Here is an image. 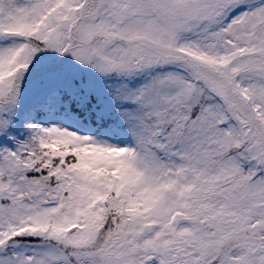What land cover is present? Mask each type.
<instances>
[{
  "label": "snow or ice",
  "instance_id": "obj_1",
  "mask_svg": "<svg viewBox=\"0 0 264 264\" xmlns=\"http://www.w3.org/2000/svg\"><path fill=\"white\" fill-rule=\"evenodd\" d=\"M0 264H264V0H0Z\"/></svg>",
  "mask_w": 264,
  "mask_h": 264
}]
</instances>
